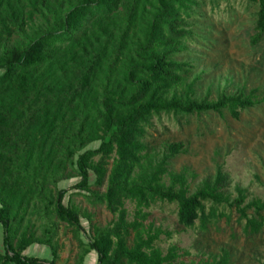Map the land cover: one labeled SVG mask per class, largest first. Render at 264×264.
I'll list each match as a JSON object with an SVG mask.
<instances>
[{"label": "trees", "instance_id": "obj_1", "mask_svg": "<svg viewBox=\"0 0 264 264\" xmlns=\"http://www.w3.org/2000/svg\"><path fill=\"white\" fill-rule=\"evenodd\" d=\"M150 1L0 0V47L24 35L37 16L50 14L56 23L44 35L0 54V264H58L54 221L76 234L83 248L76 264H88L89 255L93 264H231L226 250L190 263L183 260L188 252L178 246L161 250L157 243L173 233L148 223L157 202L175 204L185 229L199 221L206 231L213 222L229 220L225 208L246 222L249 235L264 229V199L247 203L248 190L240 186L232 198L231 179L221 168L191 193L188 170L170 169V161L186 152L185 144L166 145L158 161L146 142L152 119L163 114H229L239 120L261 103L257 89L222 93L216 100L197 98L195 84H188L194 66L177 60L182 43L193 35L183 19L193 14L188 13L192 0H153L151 17L144 20L142 10ZM248 1L258 7L251 38L256 46L264 38V0ZM122 6L120 26L99 34L115 38L111 46L98 36L91 51H74L78 39H71L87 18L99 11L115 15ZM68 40L69 68L54 50L55 43ZM73 166L74 175H67ZM75 179L72 187L58 189L62 181ZM101 187L103 194L95 190ZM81 195L104 204L113 221L99 227L87 220L85 228L71 198ZM128 202L135 205L133 220ZM32 203H39L49 220L47 238L21 232L19 214ZM32 245L49 248L52 259L27 255Z\"/></svg>", "mask_w": 264, "mask_h": 264}, {"label": "rangeland", "instance_id": "obj_2", "mask_svg": "<svg viewBox=\"0 0 264 264\" xmlns=\"http://www.w3.org/2000/svg\"><path fill=\"white\" fill-rule=\"evenodd\" d=\"M154 3L146 4L142 14L144 20L151 17ZM67 6V5H66ZM125 6L118 13L104 16L102 13L87 18L76 32L74 51L87 47L92 50L91 43L96 47L94 39L101 36L103 42L109 41L111 46L115 38L99 35L105 30H112L123 16ZM258 7L248 0H192L188 5V13L183 14L187 31L192 37L183 42V53L178 56L180 62L194 66L188 76V84H195V96L203 99L208 97L216 100L220 94H249L257 89V97L261 102L256 107L244 111L239 120L229 114L215 113L176 118L163 114L152 119L148 127L146 142L157 154L160 161L165 156L166 145L184 143L186 152L170 161V169L174 172H189L191 193H194L202 182L214 177L219 168L229 175L231 186L228 193L237 197L236 187L248 190L247 203L255 199H264V38L254 46L251 38L254 35ZM119 23L117 26H120ZM55 19L50 14L37 16L28 26L24 35H16L4 48L27 44L30 40L44 35L54 29ZM118 33L119 31L116 30ZM79 37V38H77ZM72 41L57 42L54 50L58 51L61 64L71 67L70 55L65 52ZM94 144L92 147L96 148ZM76 166L69 167L67 175H74ZM195 175L196 178H193ZM92 178V182H93ZM78 182L65 180L58 184V189L72 187ZM103 194L105 187L95 188ZM75 192V191H71ZM72 204L77 206L88 229L92 225L105 227L114 219L104 204L87 196L71 197ZM210 205H208L209 207ZM39 203L24 207L19 214L22 230L33 233L37 239L48 237L46 228L49 220L40 211ZM130 220H133L135 205L127 203ZM223 210L230 219L213 222L208 230L201 229L200 222L194 228L185 229L178 223L177 206L165 202H157L149 212L148 223L173 233L171 239L162 237L157 246L165 253L171 246H178L188 252L185 262H201L211 260L226 250L231 264H264V229L258 235H249L245 231V221L238 220V214L229 208ZM253 215V211H248ZM88 220V221H87ZM56 237L54 249L58 255V264H76L83 254V248L72 230L64 224L54 221ZM4 232L0 224V252H4ZM29 256L52 259L49 248L32 245L26 252ZM88 256V264L94 258ZM87 264V262H86Z\"/></svg>", "mask_w": 264, "mask_h": 264}]
</instances>
